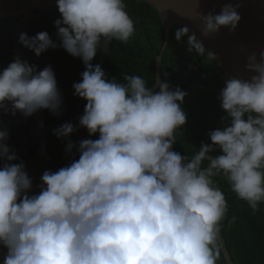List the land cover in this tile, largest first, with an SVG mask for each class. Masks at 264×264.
Masks as SVG:
<instances>
[{
	"label": "clouds",
	"instance_id": "clouds-1",
	"mask_svg": "<svg viewBox=\"0 0 264 264\" xmlns=\"http://www.w3.org/2000/svg\"><path fill=\"white\" fill-rule=\"evenodd\" d=\"M56 6L59 45L47 31L21 32L18 42L37 56L59 46L82 60L85 70L72 85L86 101L78 126L98 138L78 147L68 139L66 151L76 147L78 159L45 170L39 192L30 194L32 178L0 127L2 264H216L228 205L213 177L223 175L253 213L264 203V49L259 59L247 56L250 79L224 76L218 99L225 123L189 157L173 150L187 122L186 91L159 77L156 91L139 75L117 82L91 63L98 50L109 54L112 41L127 44L134 36L125 0H56ZM241 6L237 0L202 14L201 34L234 31ZM184 36L188 52L216 61L189 27L176 28L175 39ZM62 102L51 66L38 71L15 56L0 70V111L57 115ZM76 128L65 122L53 134L68 138Z\"/></svg>",
	"mask_w": 264,
	"mask_h": 264
},
{
	"label": "trees",
	"instance_id": "trees-1",
	"mask_svg": "<svg viewBox=\"0 0 264 264\" xmlns=\"http://www.w3.org/2000/svg\"><path fill=\"white\" fill-rule=\"evenodd\" d=\"M125 3L126 11L135 23L134 36L127 44L112 41L109 54L98 50L91 63H99L109 79L115 77L117 82L124 83V75H139L153 88L156 59L164 42V16L146 0H125ZM19 18L20 16L0 17V70L15 56L27 60L30 65H36L38 71L51 66L63 102L57 115L48 109H40L27 117L19 112L12 115L0 111V127H7V144L25 164L38 152L39 133L35 122L38 114L43 153L40 152L33 160L40 159L45 170L54 172L69 164L72 159H78L76 147L80 140L98 138V134L89 136L85 128L78 126V118L83 114L86 101L73 94L72 85L80 81V74L85 70L84 64L79 57L72 56L62 47L49 48L37 56L18 42L21 32L34 36L40 31H47L50 38L59 45L57 28L54 26V21L60 18L56 4L32 10L21 23L15 38ZM180 26L182 25L172 24L170 28L168 44L161 58L160 79L166 80L170 88L179 87L187 92L182 104L187 122L176 131L177 142L173 145V150L191 157L201 142L210 143L208 132L225 123L221 120L225 113L220 107L218 95L226 75L206 55L188 52L187 36L182 37L180 42L175 39V30ZM65 122L77 125L76 131L68 138H57L53 129ZM68 139L76 145L70 153L66 151ZM18 162L19 160L12 163ZM213 180L222 190L228 205L221 222V236L231 262L264 264V203L253 213L250 206L231 191L223 175H217ZM5 251L0 246V261ZM216 264H226L221 250Z\"/></svg>",
	"mask_w": 264,
	"mask_h": 264
},
{
	"label": "water",
	"instance_id": "water-1",
	"mask_svg": "<svg viewBox=\"0 0 264 264\" xmlns=\"http://www.w3.org/2000/svg\"><path fill=\"white\" fill-rule=\"evenodd\" d=\"M160 10L165 20L164 42L159 56L156 59V72L153 91L156 89V78H160L161 58L168 44L169 31L172 24L189 27L197 39L216 54L214 61L226 76H235L241 79H250L254 72L246 68L247 56L255 52L259 59V52L264 49V0H239L242 4L238 9L241 19L236 29L229 32L222 27L218 32L205 37L200 31V16L208 11L218 13L224 3H236L237 0H146ZM56 4V0H0V17L20 16L16 23V38L21 23L36 8ZM36 127L39 133L37 156L43 153L39 115L35 116ZM32 157L25 163V169L33 160ZM226 264H233L223 243L220 248Z\"/></svg>",
	"mask_w": 264,
	"mask_h": 264
},
{
	"label": "rangeland",
	"instance_id": "rangeland-1",
	"mask_svg": "<svg viewBox=\"0 0 264 264\" xmlns=\"http://www.w3.org/2000/svg\"><path fill=\"white\" fill-rule=\"evenodd\" d=\"M3 161L0 160V166H2ZM27 173L32 178V189L30 194H35L39 192V185L41 183L40 177L45 171L43 165L40 162V159H34L31 160V162L27 166ZM0 264H2V260L0 261Z\"/></svg>",
	"mask_w": 264,
	"mask_h": 264
},
{
	"label": "flooded vegetation",
	"instance_id": "flooded-vegetation-1",
	"mask_svg": "<svg viewBox=\"0 0 264 264\" xmlns=\"http://www.w3.org/2000/svg\"><path fill=\"white\" fill-rule=\"evenodd\" d=\"M5 249V248H4ZM6 250V249H5Z\"/></svg>",
	"mask_w": 264,
	"mask_h": 264
}]
</instances>
